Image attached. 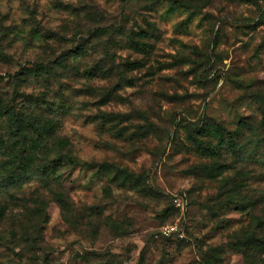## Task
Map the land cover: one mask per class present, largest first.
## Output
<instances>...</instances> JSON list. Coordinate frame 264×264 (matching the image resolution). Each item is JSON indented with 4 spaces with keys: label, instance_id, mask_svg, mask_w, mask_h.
I'll use <instances>...</instances> for the list:
<instances>
[{
    "label": "rangeland",
    "instance_id": "rangeland-1",
    "mask_svg": "<svg viewBox=\"0 0 264 264\" xmlns=\"http://www.w3.org/2000/svg\"><path fill=\"white\" fill-rule=\"evenodd\" d=\"M0 171V264H264V0H0Z\"/></svg>",
    "mask_w": 264,
    "mask_h": 264
},
{
    "label": "trees",
    "instance_id": "trees-1",
    "mask_svg": "<svg viewBox=\"0 0 264 264\" xmlns=\"http://www.w3.org/2000/svg\"><path fill=\"white\" fill-rule=\"evenodd\" d=\"M49 133H45V136L48 137ZM18 160L20 161L19 163H24L23 162V159H20L18 158ZM26 160V164L28 166L34 164V158L32 157H28L25 159ZM32 160V162H31ZM61 160H55L53 161V164H54V167H57L59 168V162ZM14 161L10 162V164H12ZM26 166V172H23L22 175H17L15 173H12L10 176H8L6 179H4L1 183L2 186L4 187H15V186H19V185H23L26 181L30 180V179H33V176H36V175H39V176H49L50 173H46L45 170L43 171H39V173L37 174V171H29L28 170V166ZM0 174H3L1 171H0Z\"/></svg>",
    "mask_w": 264,
    "mask_h": 264
},
{
    "label": "built area",
    "instance_id": "built-area-1",
    "mask_svg": "<svg viewBox=\"0 0 264 264\" xmlns=\"http://www.w3.org/2000/svg\"><path fill=\"white\" fill-rule=\"evenodd\" d=\"M174 201H175L176 206L180 208L182 211L185 209L186 204L184 203V199L177 197L175 198Z\"/></svg>",
    "mask_w": 264,
    "mask_h": 264
}]
</instances>
